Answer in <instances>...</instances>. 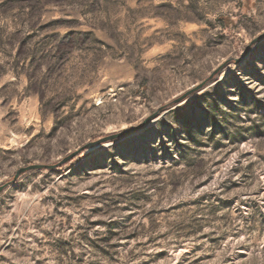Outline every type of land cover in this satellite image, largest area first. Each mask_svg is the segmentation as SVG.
Returning <instances> with one entry per match:
<instances>
[{
	"label": "rangeland",
	"instance_id": "obj_1",
	"mask_svg": "<svg viewBox=\"0 0 264 264\" xmlns=\"http://www.w3.org/2000/svg\"><path fill=\"white\" fill-rule=\"evenodd\" d=\"M4 185L0 264H264V0H0Z\"/></svg>",
	"mask_w": 264,
	"mask_h": 264
},
{
	"label": "water",
	"instance_id": "obj_2",
	"mask_svg": "<svg viewBox=\"0 0 264 264\" xmlns=\"http://www.w3.org/2000/svg\"><path fill=\"white\" fill-rule=\"evenodd\" d=\"M139 128H141V127H139ZM135 130H136V128H133V129H130V130H127V131L118 133V134L111 135L109 137L103 138V139H101L99 141H96L94 143H90L87 147L88 148H91V149L92 148H96L98 146H101L103 144H106L107 142H111V141L118 140L119 138H122V137L128 135L129 133L134 132ZM72 157L73 156H71L70 158L66 159L65 162L67 160L71 159ZM45 168H52V167L35 165V166H29V167H26V168H22L15 175L14 181H16L22 173H25V172L30 171V170L45 169ZM5 187H6V185L0 187V193L4 190Z\"/></svg>",
	"mask_w": 264,
	"mask_h": 264
},
{
	"label": "trees",
	"instance_id": "obj_3",
	"mask_svg": "<svg viewBox=\"0 0 264 264\" xmlns=\"http://www.w3.org/2000/svg\"><path fill=\"white\" fill-rule=\"evenodd\" d=\"M224 20V18H220V21H223ZM222 28L224 29V30H226L227 28H228V25H224L223 23H222Z\"/></svg>",
	"mask_w": 264,
	"mask_h": 264
}]
</instances>
